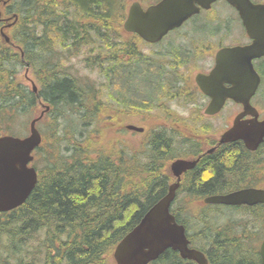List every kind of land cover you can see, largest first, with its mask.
Listing matches in <instances>:
<instances>
[{
	"label": "trees",
	"instance_id": "1",
	"mask_svg": "<svg viewBox=\"0 0 264 264\" xmlns=\"http://www.w3.org/2000/svg\"><path fill=\"white\" fill-rule=\"evenodd\" d=\"M4 1L7 4L0 6L3 15L18 19L8 31L15 47L11 48L0 35V125L11 130L21 115L31 116L32 110L41 112V102L50 107L45 114L50 118L54 113L63 115L90 101L92 93L85 89L91 85L68 75L62 63L69 51L89 43L91 30L102 36L101 58L118 61L115 58L120 55L110 50L118 45L113 43L112 36H120L126 0H0V4ZM3 24L0 19V28ZM17 46L24 51V60L17 53ZM26 63L31 68L37 66L40 77L33 69L38 93L19 79V68L29 65ZM122 68L120 65L111 73L106 72L108 76L101 69L107 80V93L105 99L100 97L101 102L95 103L99 105L95 108H99L92 114L90 126L98 125L101 114L113 120L117 104L139 112L160 106L153 99L159 79L145 82V67ZM110 88L115 89L117 98L111 95ZM145 127L148 140L140 143L141 148L135 146L132 155L65 135L64 139L72 141L67 156L64 153L56 163L58 166L53 164L47 173H41L40 183L22 206L0 213V264H109L116 244L168 193L175 181L170 172L171 162L178 157L171 140L174 138L169 134L163 136L166 133L162 129L153 131ZM98 128L101 132L108 129ZM203 130L205 135L211 133L208 126ZM234 153L223 158H203L189 173L186 187L177 190L172 212L178 213L180 199H203L211 195L213 191L208 187L216 185L217 179L235 178L243 171L246 159ZM192 184L202 193L195 195L190 189ZM257 215L264 216V207ZM223 217L210 219L212 227L200 236V240L212 246L208 252L210 264H261L257 242L251 243L247 232L248 241L235 232L244 222L230 221L236 225L228 230L229 236L220 239ZM176 254L168 250L152 264H193Z\"/></svg>",
	"mask_w": 264,
	"mask_h": 264
},
{
	"label": "water",
	"instance_id": "2",
	"mask_svg": "<svg viewBox=\"0 0 264 264\" xmlns=\"http://www.w3.org/2000/svg\"><path fill=\"white\" fill-rule=\"evenodd\" d=\"M216 1L161 0L147 9H144L139 1H135L129 7L124 28L127 32L139 34L148 42H158L170 30L182 26L201 9H210ZM227 2L238 10L247 33L254 41L249 46L223 48L217 54V69L213 74L210 77L198 76L199 85L212 97L206 109L207 114L218 112L228 97L235 100H248L250 95L241 96L239 91H254L259 84V78H255L254 72L245 77H240L237 73V76L228 79L233 85L227 89L223 87L225 81L223 69L224 65H228V56L236 62L239 54L245 59L248 67L253 69L251 58L264 54V3L255 4L251 0H227ZM4 36L9 42V37L5 34ZM229 67L239 68L232 64ZM33 90L38 91L35 83H33ZM43 115L44 112L30 122V134L27 137L11 135L0 137V212L21 206L37 185V171L34 167H30L29 163L34 159L32 152L42 142V134L36 124ZM127 127L138 132L144 130L132 124ZM237 139H244L248 147L256 148L264 139V121L258 122L255 118L244 123L237 117L233 126L222 134L220 142ZM195 165L196 161L184 159H177L171 163V172L177 180L170 185L168 193L155 203L140 222L116 245L113 253L116 264H148L159 258L168 248L179 250L181 256L194 259L199 264L208 263L203 253L189 248L184 225L178 224L175 216L170 212L171 203L180 186L182 173ZM205 201L230 205H253L264 203V191L243 189L227 195L210 196ZM260 256L264 264V239L260 246Z\"/></svg>",
	"mask_w": 264,
	"mask_h": 264
},
{
	"label": "flooded vegetation",
	"instance_id": "3",
	"mask_svg": "<svg viewBox=\"0 0 264 264\" xmlns=\"http://www.w3.org/2000/svg\"><path fill=\"white\" fill-rule=\"evenodd\" d=\"M254 2H259V0H255ZM262 2H264V0ZM234 11L236 13V16L232 18L227 17V27H223V30L222 28H217L215 26V23H212V26H214L215 28L210 29V20L206 26L196 24L195 22L198 18L195 17L192 20V25L190 26V28L195 32H197L196 29H199L200 33L197 32V35L191 33L190 29H188L186 32L180 33V30L178 31V29L180 28H177L169 32L159 42H147L141 39L139 36L132 34L131 36H128L129 38L127 37L128 42L124 41L122 42V44H126L127 42V44L132 45L134 49L137 50L138 55L140 54L144 57L143 63L147 67V70H142V75H148L146 78L144 77L145 81H149V71L155 73V76H153L155 78L157 77L159 79L158 82H160L156 91V93H160V96H158V98H163L164 100L168 99L171 101L179 100L181 106L187 107L189 109V115L194 114L196 118H204L206 117L204 115V112L211 102V97L203 92L196 80V76L198 74H204L208 76L214 71L217 65L216 56L221 49L235 46H247L252 42V39L249 37L238 12L235 9ZM218 16L219 15H216L214 21L220 19ZM233 27H235L234 30ZM172 32H176L174 41L171 40L170 36ZM177 35H180L183 40H189L192 48L184 47L188 45L187 43H177L175 41ZM219 36L220 38L218 42L203 40L205 38L217 39ZM163 43L165 44L164 46H162ZM146 49H151V53H153L154 55L149 54ZM193 50H195V54ZM74 52L75 51H69L68 54L73 55ZM120 53L121 52L116 54ZM182 55H184V57H182ZM150 57L152 58L150 59ZM149 60H153V62L158 63V65L156 66L157 68H154L153 65L149 64ZM194 60L198 62V64L195 65L191 74L187 75L182 70ZM227 62L228 65H224L223 69V75L225 79L235 77L237 76V73L240 75V77H245L249 76L248 74L254 72L253 74L255 78H259V84L256 90L253 92H251L250 90L239 91V94L241 96L251 94L248 101L245 99L235 100L234 98H227L221 110L213 116L221 117L224 115L226 123L225 130L233 125L234 119L237 116H241V121L245 123L252 120L255 115L257 116L259 121H263L264 54L258 57L251 58L253 69L248 67L249 65L245 63V59L239 54L236 62H233L231 56L227 57ZM230 64H232L233 66H238L239 68L229 67ZM125 65H129L128 57H126ZM231 86L232 84L230 82L225 81V88H230ZM252 111L253 113L250 114ZM163 125L166 127V129L170 130H173L174 127L177 126L178 130L182 129L183 132L188 135V138L177 137L175 139L179 144L178 147H176V154L178 155V157L176 158L197 160L196 166L194 168L189 169L182 174L180 181L181 184L179 188L186 187L188 182L187 177L190 175L189 173L197 167V165L202 161L203 158L207 159V157L209 156H211V158H223L227 154L235 152L234 154L238 158L245 157L247 162L246 167H244L245 169H243V171H239L235 178L233 176V178L226 180L224 179V177L217 179L218 182L216 185L213 183L210 187H208L209 190L213 191L210 192L211 195L228 194L230 192L245 188L264 190V140L260 142L256 148L252 149L247 146V143L244 139L220 143V136H213L212 138H203L202 135L198 136L197 134H194L193 129L191 128L194 123L190 119H186L179 123L166 121ZM172 125L173 128H170ZM211 150L213 151L211 152ZM184 179H186V182H184ZM193 184H195V182H193ZM193 184L190 186L192 192L194 194L202 193L201 191H197V187L195 185L193 186ZM202 204L204 205L202 206L203 210H225L236 220L242 217L257 219L258 222L253 228L251 240H262L264 236V216H258L257 211H260L261 207H264V204L253 206L246 204L230 205L224 203ZM175 215L176 217L178 216L180 218V221L185 225L186 231H189L190 247L197 248L198 237L195 235V231L192 234L188 224L186 222H183H196L197 218L191 220L188 219L187 216L185 217L181 207L178 209V213H175ZM239 215H241V217L236 218ZM231 222L230 220H228L227 225L231 226ZM191 262L193 264H196V262L194 261ZM173 264H175V262Z\"/></svg>",
	"mask_w": 264,
	"mask_h": 264
},
{
	"label": "rangeland",
	"instance_id": "4",
	"mask_svg": "<svg viewBox=\"0 0 264 264\" xmlns=\"http://www.w3.org/2000/svg\"><path fill=\"white\" fill-rule=\"evenodd\" d=\"M132 1L126 0V9L127 7H129ZM216 15H219L218 17L220 19L214 21ZM235 16H236V13L233 7H230L226 2L222 0H218L216 3H214L212 11L210 12L202 11L200 14H198V16L196 15L197 18L198 17L200 18L197 19L195 23L206 26L210 20V24H209L210 29L215 28L214 26H212L213 25L212 23H215L216 24L215 26L217 28H222L223 30V27H227V17L232 18ZM192 20H188L187 22H185L184 25L180 27V29H178V31L180 30V33H183V32H186L188 29H190L191 33L193 34L197 35L198 33H200L199 29H196V31L198 32L197 33L190 28V26L192 25V22H191ZM234 28L235 27H233V30ZM175 33L176 32L174 33L172 32L170 34L172 41H174ZM219 38L220 36L217 39L214 38L215 40L209 39V38H205L203 40L204 41L211 40L213 42H218ZM116 40L117 39L115 38V41ZM124 41H128V38L125 39ZM175 41L177 43H183V42L187 43L188 44L187 46H184V45L183 46L192 48L189 40H183L180 35L176 36ZM164 45L165 44L163 43L162 46ZM120 49H121V53L119 54L120 56L119 57L117 56L115 58V59H118V61L112 60L111 62L104 58H100V60H98L97 64L101 67V69L104 71L106 75H107L106 72L111 73V71L114 68H119L120 65L123 67L122 69H125V68L129 69L132 66H139V67H145V70H146L147 67L143 63L144 57L140 54L138 55L137 50L134 49L132 45H129L127 43L122 44L120 46ZM112 51H114V48L110 50V52ZM146 51L149 54L154 55L153 53H151L152 52L151 49H146ZM193 51L195 54L196 53L195 50ZM106 52H109V49H107ZM83 55H85V52H82L80 55L67 60L66 62L63 63L65 67L64 66L62 67L68 70L70 69L68 64L71 63L72 68L69 71L73 73L74 75L82 77L81 78L82 80H79L80 83L90 82V85H91L90 88L85 89V90L89 92L90 94L92 93L91 99L88 102L84 101L82 106H80L81 108L77 107V109H75L74 111L70 110V111H66L63 113L62 112L63 109L61 107L60 111L63 113V115L54 113L51 115L50 118L45 117L39 122L38 128L45 139L41 145V148H39L36 154L37 155L36 166L40 172L47 173L49 170V166L58 163V160L63 156L64 153H65L64 157L67 156L68 154L67 147L71 145L72 141L70 142L64 139L65 135H74V136H77V138L83 139V141L81 140L80 142L90 140V141H94L97 143L99 141V146H98L99 148L113 147V149L117 148L120 151L127 152L128 155H132L133 148L135 146H137V148H141L140 143L147 141L149 136H148V133L140 134L138 132L127 130L122 127L123 124L135 123L137 125H143L145 123L149 129L158 130L161 128V126H163L162 124H164V122L167 121L161 115V110L158 107H156V105H154V109L151 111L139 112V111H134L133 109L128 108L127 106L123 104H119V105L117 104L113 108L112 113L114 115L121 114V115H118V118H113L114 120L111 121V120H108L104 114H101L102 117L99 118L98 125L90 126L89 121L92 117V114L94 115V111L99 108V107L95 108V106H99V105H96L95 103L101 102L100 97H102V99L106 98L105 93H107V80L102 75H100L99 70L93 72L90 67L88 68L86 66V64L83 62V58H84ZM126 57L129 58V65H123V60L126 61ZM151 58L152 57H150V59ZM148 63L153 65L154 68H157L156 66L158 65V63L153 62V60H149ZM197 64L198 62L194 60L192 61V63L187 65L182 71L186 73L187 75H189L191 74L195 65ZM32 67L36 70L38 76L40 77L38 70L36 69L37 66L32 65ZM149 74L151 75L149 77L148 82L155 79L154 72L149 71ZM28 77H31L33 80H35L34 71L30 70L29 72L26 73V67L25 66L20 67L19 68V79L28 89H30L31 83L28 80ZM139 80H143V79H139ZM110 93L113 97L117 98L114 88H110ZM154 95L158 96L160 95V93H156ZM121 100H124V99L121 98ZM165 101L167 102V104L169 105L171 109L176 110L182 117H188V119L190 120L195 119V116L193 114L189 115L188 108L182 107L180 105L179 100L171 101V100L165 99ZM155 102L158 103V100H156ZM36 112L37 111L32 110L31 116L21 115L19 119H16L14 125H11L12 127L11 130H7V126L0 125V134L12 133L13 135H17V136H22V137L27 136L29 134V123L31 119L35 115H37ZM76 112H78L81 115L77 117ZM53 125H54V129H53ZM203 125L209 126L211 130L210 131L211 133H209L208 135H204L203 138H210L213 136L217 137L225 129V126H226L225 117L223 115L219 118L214 117V118L204 119L196 123L197 127L198 126L200 127ZM98 127H108V129H105L104 132H101L98 130L99 129ZM96 128L98 129L96 130ZM178 132L173 131L174 134H177ZM163 136L169 137L167 134H163ZM171 137L173 136L171 135L170 138ZM171 140H172V144L174 145L175 152H176V147H178L179 144L176 140L172 138ZM50 158L53 160H51ZM140 158L143 160L144 154H141ZM54 166H58V165L56 164ZM198 194L200 193H196L195 195H198ZM187 198L188 197H185L183 198V200L180 199L178 206L183 209H187L186 216L188 218H191V219L197 218L196 217V208H197L196 203L198 200L195 199V203L190 204L186 202ZM219 216L220 217L224 216L223 217L224 220H221L220 221L221 225H219L220 226L219 233L221 235L220 239H223L224 237L229 236L230 233L228 230L231 227H234L236 225V224L231 223L232 225L228 226L227 225L228 220L232 222H237V221L244 222L243 225L240 227V229L237 231L235 230V232H237V234H241L243 237H246L247 241L249 238L246 236L245 232H247L249 237H251L253 228L258 222L257 219L254 221H247L245 217L240 218L241 215L236 217V218H240L236 220L232 216H230V214H228L225 210H218V209L204 210L203 213L198 216V218L196 219V222L192 223L191 225L193 226L195 230V235L199 239V241L197 242V245L205 249L207 252L212 250V246L209 243H206L205 241L200 240V236L203 235V233L207 229L212 227V221H209V220L213 219V217L217 218ZM246 218H250V217H246ZM238 232H241V233H238ZM251 243H252V240H251ZM109 264H113V261L111 262L110 260ZM175 264H178V263H175Z\"/></svg>",
	"mask_w": 264,
	"mask_h": 264
},
{
	"label": "bare ground",
	"instance_id": "5",
	"mask_svg": "<svg viewBox=\"0 0 264 264\" xmlns=\"http://www.w3.org/2000/svg\"><path fill=\"white\" fill-rule=\"evenodd\" d=\"M197 248H198V249H197ZM197 248L192 247L191 249H195V250H198V251H200L201 253H203L205 259H206V260L208 261V263L210 264V258H209L208 252H207L205 249L199 247V245H197ZM180 258H181V259H185V260H189V261H194V260H192V259H190V258H186V257H180ZM154 262H156V261H154ZM194 262H195V261H194ZM151 264H152V263H151Z\"/></svg>",
	"mask_w": 264,
	"mask_h": 264
}]
</instances>
